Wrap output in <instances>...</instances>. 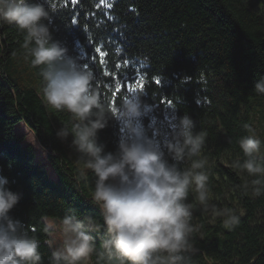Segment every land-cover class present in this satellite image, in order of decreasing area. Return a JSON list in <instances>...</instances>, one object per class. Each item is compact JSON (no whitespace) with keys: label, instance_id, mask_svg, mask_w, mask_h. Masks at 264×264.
Instances as JSON below:
<instances>
[{"label":"trees","instance_id":"trees-1","mask_svg":"<svg viewBox=\"0 0 264 264\" xmlns=\"http://www.w3.org/2000/svg\"><path fill=\"white\" fill-rule=\"evenodd\" d=\"M44 6L50 11L52 42L88 66L102 100L107 97L117 107L128 87L143 81L136 92H142L140 102L150 111L138 123L149 137L157 130L162 144L184 115L194 121V132L207 133L202 155L209 162L214 215H207L190 191L186 202L193 205L191 223L197 229L191 264H264V195L245 192L244 176L230 167L243 159L238 141L248 134L244 125L254 129L258 120L264 157V95L253 91L264 77V0H48ZM23 43L15 26L0 25V176L19 195L9 215L38 239L42 264H50L44 217L102 220L90 201L95 177L79 162L72 136H57L63 126L71 127V116L42 102L39 69L24 59ZM95 48L107 55L94 53ZM117 82H122L120 92ZM22 122L45 150V161L24 144L25 134L16 132ZM120 129L118 120L109 119L98 132L105 152L117 150ZM222 208L236 210L238 226L224 228L223 217L216 215ZM89 231L99 249L102 230Z\"/></svg>","mask_w":264,"mask_h":264},{"label":"clouds","instance_id":"clouds-1","mask_svg":"<svg viewBox=\"0 0 264 264\" xmlns=\"http://www.w3.org/2000/svg\"><path fill=\"white\" fill-rule=\"evenodd\" d=\"M47 3L0 0V25H13L24 34V59L39 69L42 102L70 114L71 127L63 126L57 136H72L79 162L95 177L90 201L102 220L73 214L58 220L44 217L50 264H92L94 254L95 264H191L197 229L191 223L193 205L186 201L193 191L203 208L210 206L209 162L202 155L207 133L194 132V121L184 115L161 144L157 130L149 137L138 123L150 111L140 102L142 92H127L117 107L107 97L102 100L93 73L69 56L67 48L52 42ZM253 91L264 95V77L253 84ZM109 119L121 124L115 152H105L97 142ZM244 128L248 134L238 141L243 159H234L230 167L244 176V191L259 197L264 195L262 141L250 125ZM7 183L0 176V264H42L38 239L9 215L19 195ZM216 215L223 217L226 229L240 223L235 209H218ZM89 229L102 230L99 249Z\"/></svg>","mask_w":264,"mask_h":264},{"label":"rangeland","instance_id":"rangeland-1","mask_svg":"<svg viewBox=\"0 0 264 264\" xmlns=\"http://www.w3.org/2000/svg\"><path fill=\"white\" fill-rule=\"evenodd\" d=\"M257 123H255V133H256V136L261 140L262 137H261V133H262V127H261V123L258 121H256ZM16 132L18 134H25L26 138L24 140V144H29V145H32L33 148L35 149L36 151V154H37V159L40 160V161H45V155H46V152L45 150L40 146V144L38 143L35 135L33 134V132L29 129L28 126H26L23 122L22 123H18L16 125ZM33 137V140L32 141H29V139ZM228 163L227 162H224V165H227ZM49 169L51 170L50 166H49ZM205 213L207 215H214V212H213V209L211 207H208L207 209H205ZM50 219H56V218H52V217H48ZM58 220V219H57Z\"/></svg>","mask_w":264,"mask_h":264},{"label":"snow or ice","instance_id":"snow-or-ice-1","mask_svg":"<svg viewBox=\"0 0 264 264\" xmlns=\"http://www.w3.org/2000/svg\"><path fill=\"white\" fill-rule=\"evenodd\" d=\"M71 3H72V4H76V3H78V0H71ZM105 6L110 7V5H105ZM77 23H78V22H77L76 20H73V25H76ZM94 53L99 54V55L102 56V57L107 55L106 53H103L102 50H101L100 48H95V49H94ZM82 67H83L84 70H86V71H91V70L88 68L87 65L82 66ZM91 72H92V71H91ZM104 75H105V76H108L109 73H108V72H105ZM156 83L159 84V83H160V80H157ZM121 84H122V82H117V83H116L115 87H116L117 92H120V91L122 90V89H121ZM138 86H139L140 90L143 89V81H142V80L138 82ZM138 86H137V85H131V86L128 87L127 90H128L129 92H136ZM164 103H165L168 107H171V106H172V102H171V101H167V100H166V101H164Z\"/></svg>","mask_w":264,"mask_h":264}]
</instances>
